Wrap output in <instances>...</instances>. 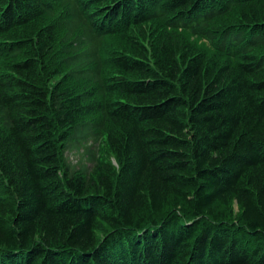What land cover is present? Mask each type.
Returning <instances> with one entry per match:
<instances>
[{"label":"trees","instance_id":"trees-1","mask_svg":"<svg viewBox=\"0 0 264 264\" xmlns=\"http://www.w3.org/2000/svg\"><path fill=\"white\" fill-rule=\"evenodd\" d=\"M0 249L264 264V0H0Z\"/></svg>","mask_w":264,"mask_h":264},{"label":"rangeland","instance_id":"rangeland-1","mask_svg":"<svg viewBox=\"0 0 264 264\" xmlns=\"http://www.w3.org/2000/svg\"><path fill=\"white\" fill-rule=\"evenodd\" d=\"M196 42V44H198L200 47H202L203 49H205L209 54L212 53V50L210 49V47H208V45L204 42V41H197L196 39L194 40ZM106 46H105V54L108 53L110 50L114 49L117 47V42L115 40L112 41H106ZM108 75H111L113 72L111 70H107L106 72ZM98 149V155L100 157L101 160L110 163L112 166H114L115 168L118 169L119 165L118 162L116 160V158L113 156V154L110 152L105 139H101L98 143V145L96 146ZM69 159H71L72 162H76L78 161L81 156L76 153V152H70L68 154Z\"/></svg>","mask_w":264,"mask_h":264},{"label":"bare ground","instance_id":"bare-ground-1","mask_svg":"<svg viewBox=\"0 0 264 264\" xmlns=\"http://www.w3.org/2000/svg\"><path fill=\"white\" fill-rule=\"evenodd\" d=\"M234 4V3H233ZM240 4V3H239ZM243 5V4H242ZM227 7V6H226ZM245 8V7H244ZM152 17V16H151ZM150 17V18H151ZM159 17V16H158ZM162 17V16H161ZM249 22V21H248ZM187 54H185V56H186ZM204 59V58H203ZM184 61V60H183ZM184 64V63H183ZM178 72V71H177ZM176 74V73H175ZM171 82V81H170ZM188 103V102H187ZM55 141V140H54ZM56 142V141H55ZM62 153V152H61ZM57 156V155H56ZM236 157V156H235ZM235 203V202H234ZM152 227V226H151ZM38 244V243H37ZM19 248V247H18ZM1 250V249H0ZM2 255V254H1ZM27 257V256H26Z\"/></svg>","mask_w":264,"mask_h":264}]
</instances>
